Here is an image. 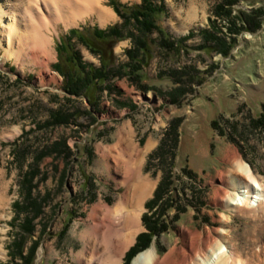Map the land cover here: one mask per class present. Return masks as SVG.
<instances>
[{"label":"rangeland","instance_id":"rangeland-1","mask_svg":"<svg viewBox=\"0 0 264 264\" xmlns=\"http://www.w3.org/2000/svg\"><path fill=\"white\" fill-rule=\"evenodd\" d=\"M157 1L167 9L157 23L177 40L193 32L186 42L190 49L174 55L157 45L156 33L146 35L152 59L142 73V86L127 76L116 78L99 91L94 105L65 89L64 76L55 69L66 60L59 46L73 39L83 58L99 68V55L78 42L73 30L88 29L89 34L96 28L107 29L123 21L113 2L138 5L141 0H105V7L115 15L105 25L92 16L52 28L55 60L48 74L28 63L21 70L0 43V194L4 195L0 264H12L9 245L15 234H23V215L15 212L14 203L22 201L23 180L27 178L28 185L36 171L31 184L42 212L34 220L35 233L26 234L28 247L36 242L34 264H84L77 258L86 246L81 233L92 223V207L101 201L114 208L139 177L147 178L152 189L142 202L135 241L147 232L145 214L165 228L130 258L133 241L119 264H131L153 245L163 258L172 249L186 247L196 233L209 232L216 238L222 228L240 253L241 263L264 264V203L238 211L225 204L234 191L229 180L239 173L238 162L247 163L264 187V0L239 1L230 18L215 12L221 0ZM238 9L254 16L246 20L245 15L237 16ZM251 21L259 26L252 28ZM205 29H215L229 42L235 40L227 55L198 49ZM132 46L131 38L114 46L118 67L129 60L127 50ZM188 65L197 67L200 82L185 88L164 75ZM184 89L187 92L181 93ZM58 111L70 114L64 116L68 122L55 123L52 115ZM120 132L131 136V146L141 152L152 143L140 172L127 185L124 167L120 164L110 171L112 161L106 162L98 150L115 145ZM45 152L48 155L41 158ZM163 179L167 181L162 193L165 211L155 217L158 204L146 203ZM26 204L23 208H29V201Z\"/></svg>","mask_w":264,"mask_h":264},{"label":"bare ground","instance_id":"bare-ground-1","mask_svg":"<svg viewBox=\"0 0 264 264\" xmlns=\"http://www.w3.org/2000/svg\"><path fill=\"white\" fill-rule=\"evenodd\" d=\"M104 2L105 0H0V43L5 49V55L15 58L21 70L28 63L40 67L42 74H48L50 62L55 60L53 38L49 35L52 28L60 22L70 26L92 16H96L101 25H105L115 15L114 10L105 7ZM52 79L54 78L51 77ZM130 138L131 136L120 132L115 145L104 148L99 146L98 149L102 151V158L106 162L112 161V166L107 165L110 171L112 168L118 169L120 164L124 167L123 184L126 185L133 175L140 172L143 156L152 144L148 142L141 152L137 146H131ZM237 169L239 173L229 180L234 191L228 193L226 207L231 211L243 208L254 210L264 203V187L247 163L238 162ZM145 179L139 177L132 182V191L125 193L114 208L101 201L92 207L89 214L92 223L81 233L87 246L79 252L77 258L82 263L94 264L95 261H100V264H119L123 260L125 251L134 243L140 231L142 202L152 189ZM3 196L0 194V202L4 199ZM217 233L216 238L209 232L196 233L190 237L196 241L191 240L186 247L172 249L163 258L153 245L138 254L131 264H243L227 231L222 228Z\"/></svg>","mask_w":264,"mask_h":264},{"label":"trees","instance_id":"trees-1","mask_svg":"<svg viewBox=\"0 0 264 264\" xmlns=\"http://www.w3.org/2000/svg\"><path fill=\"white\" fill-rule=\"evenodd\" d=\"M241 0H221L217 4L216 11L218 15L230 18L233 16L234 8L233 6ZM114 9L123 19L122 22L116 23L107 29L96 28L95 31L87 34L88 29L83 31L73 30V36L75 35L78 42H82L88 49L94 54L99 55L101 60V65L96 67L92 63H88L86 59L83 58L81 52L76 49V44L72 42L73 39H69L67 43L62 42L59 46L60 56L64 57L66 60L63 63L59 62L56 64L55 69H57L64 76V87L68 93L75 94L77 96H84L93 105L97 103L98 93L104 86L109 87L112 83L110 81L116 78H123L127 76L133 83L140 85L142 81L143 71L145 67L149 66L152 59V49L149 44V39L147 36L156 33L158 36L157 45L164 48L165 51L178 55L182 51L188 52L190 45L186 44L189 36L187 35L181 37L180 39H174L171 33L161 26L158 19L162 14H166V7L164 4L159 3L157 0H141L138 5H128L120 4L119 2H113ZM247 12V11H246ZM244 10L238 9L237 16H246V20L249 17L252 18L254 15L252 13H246ZM256 15V12H255ZM257 16V15H256ZM248 17V18H247ZM250 21V20H249ZM250 26L252 28H257L259 23L251 21ZM253 25V26H252ZM136 30L137 32H134ZM205 29L202 30V42L198 45V49L205 51H216L227 55L234 44V39L229 42L226 37L218 35L215 31ZM137 33V34H136ZM147 35V36H146ZM126 38H131L133 41V46L127 50L129 60L121 63L118 67L117 60L114 57V46L121 40ZM199 70L194 65H188L179 69H171L167 71L164 75L171 76L177 84H182L185 88L191 86L194 83L200 82L201 77ZM142 86V85H140ZM187 89H184L181 93H186ZM68 113L60 112L54 113L52 115L56 124H63L66 121L64 116L68 117ZM48 154L45 152L42 154L41 158L46 157ZM170 171L166 169L168 175ZM38 174L33 173L30 177V182L27 185V178L23 180L22 187V201H16L14 203V210L19 215L22 216L21 229L23 234L19 237L15 234L13 236V242L9 245L10 259L12 264H18V260H25L26 264H34L36 261V242L28 247V240L26 237L27 233H35L36 224L34 220L36 217L41 215V204L38 203L36 197L33 194L32 180ZM38 176V175H37ZM167 185V181L163 179L160 182L157 190H155L154 197L147 202L153 203L158 207L154 214L163 215L165 211L164 197L162 195L164 187ZM29 201V208H23L24 205L28 206L26 203ZM31 202V203H30ZM25 203V204H24ZM155 206V207H156ZM159 208L160 211H159ZM164 210V211H163ZM167 211V210H166ZM143 221L146 225L147 232L141 233L135 245L131 248L130 258L137 252L148 247L149 242L159 229H164L165 225L161 224L159 227L156 221H153L152 217L147 214L143 216ZM29 252H28V251ZM16 254H15V252Z\"/></svg>","mask_w":264,"mask_h":264}]
</instances>
